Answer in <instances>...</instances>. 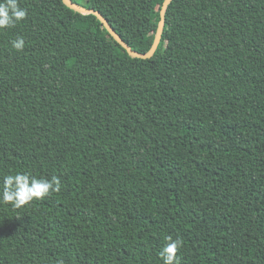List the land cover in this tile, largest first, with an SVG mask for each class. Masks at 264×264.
Masks as SVG:
<instances>
[{
	"label": "trees",
	"instance_id": "16d2710c",
	"mask_svg": "<svg viewBox=\"0 0 264 264\" xmlns=\"http://www.w3.org/2000/svg\"><path fill=\"white\" fill-rule=\"evenodd\" d=\"M70 1L145 54L164 0ZM18 4L0 190L21 172L61 189L0 203V264H163L168 237L178 264H264V0H172L148 59L62 0Z\"/></svg>",
	"mask_w": 264,
	"mask_h": 264
},
{
	"label": "clouds",
	"instance_id": "9594fccd",
	"mask_svg": "<svg viewBox=\"0 0 264 264\" xmlns=\"http://www.w3.org/2000/svg\"><path fill=\"white\" fill-rule=\"evenodd\" d=\"M27 17V10L20 8L18 0H0V29L14 27L18 22ZM13 49L20 51L24 48V39L18 37L11 42ZM61 189L58 177L51 180L29 176L27 173L10 174L4 177L3 188L0 190V203L11 204L13 208H21L33 200H41L51 192H59ZM168 242L159 255L163 264H178L176 255L181 245L179 239Z\"/></svg>",
	"mask_w": 264,
	"mask_h": 264
},
{
	"label": "water",
	"instance_id": "95a60500",
	"mask_svg": "<svg viewBox=\"0 0 264 264\" xmlns=\"http://www.w3.org/2000/svg\"><path fill=\"white\" fill-rule=\"evenodd\" d=\"M63 3L70 9L81 13V14H93L96 16V18L101 22V24L104 26V28L107 30V32L110 34V36L123 48L127 51V53L134 57V58H141V59H148L153 56L155 53L156 49L158 48V45L161 40L162 32H163V27H164V21H165V12L166 9L169 5V3L172 0H164L160 9V20L158 23V27L155 33V37L152 43V46L150 47L149 51L146 52L145 54H140L134 50H132L119 36L118 34L114 31V29L111 27L109 22L101 15V13L97 10L94 9H89V8H84L79 5H76L72 3L70 0H62Z\"/></svg>",
	"mask_w": 264,
	"mask_h": 264
},
{
	"label": "rangeland",
	"instance_id": "374dc122",
	"mask_svg": "<svg viewBox=\"0 0 264 264\" xmlns=\"http://www.w3.org/2000/svg\"><path fill=\"white\" fill-rule=\"evenodd\" d=\"M139 47H140V48H145V46H143V45H140Z\"/></svg>",
	"mask_w": 264,
	"mask_h": 264
}]
</instances>
